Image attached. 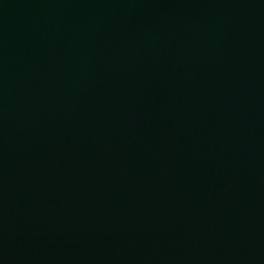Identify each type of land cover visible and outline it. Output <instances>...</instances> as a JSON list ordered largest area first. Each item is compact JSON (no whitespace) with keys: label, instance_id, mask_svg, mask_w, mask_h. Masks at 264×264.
<instances>
[{"label":"water","instance_id":"95a60500","mask_svg":"<svg viewBox=\"0 0 264 264\" xmlns=\"http://www.w3.org/2000/svg\"><path fill=\"white\" fill-rule=\"evenodd\" d=\"M0 264H264V0H0Z\"/></svg>","mask_w":264,"mask_h":264}]
</instances>
